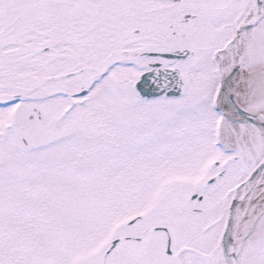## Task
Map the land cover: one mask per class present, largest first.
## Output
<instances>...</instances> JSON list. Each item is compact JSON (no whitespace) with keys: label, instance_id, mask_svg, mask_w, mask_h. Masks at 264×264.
I'll use <instances>...</instances> for the list:
<instances>
[{"label":"snow or ice","instance_id":"1","mask_svg":"<svg viewBox=\"0 0 264 264\" xmlns=\"http://www.w3.org/2000/svg\"><path fill=\"white\" fill-rule=\"evenodd\" d=\"M0 264H264V0H0Z\"/></svg>","mask_w":264,"mask_h":264}]
</instances>
